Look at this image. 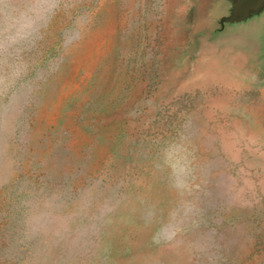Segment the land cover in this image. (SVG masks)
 I'll return each instance as SVG.
<instances>
[{
    "label": "rangeland",
    "instance_id": "rangeland-1",
    "mask_svg": "<svg viewBox=\"0 0 264 264\" xmlns=\"http://www.w3.org/2000/svg\"><path fill=\"white\" fill-rule=\"evenodd\" d=\"M218 4L63 0L0 120V264H264V15Z\"/></svg>",
    "mask_w": 264,
    "mask_h": 264
},
{
    "label": "clouds",
    "instance_id": "clouds-1",
    "mask_svg": "<svg viewBox=\"0 0 264 264\" xmlns=\"http://www.w3.org/2000/svg\"><path fill=\"white\" fill-rule=\"evenodd\" d=\"M62 5L63 0H0V120L8 118L26 87L24 78L30 65L21 58L22 53L43 37ZM89 23L87 16H75L62 34L63 54L85 39ZM59 67V59L53 57L47 70L54 72Z\"/></svg>",
    "mask_w": 264,
    "mask_h": 264
},
{
    "label": "water",
    "instance_id": "water-1",
    "mask_svg": "<svg viewBox=\"0 0 264 264\" xmlns=\"http://www.w3.org/2000/svg\"><path fill=\"white\" fill-rule=\"evenodd\" d=\"M218 7L222 14L216 15V18L222 27L245 23L264 15V0H219Z\"/></svg>",
    "mask_w": 264,
    "mask_h": 264
}]
</instances>
